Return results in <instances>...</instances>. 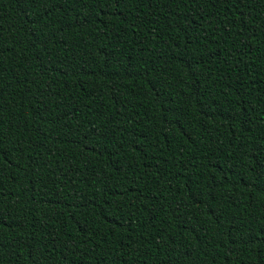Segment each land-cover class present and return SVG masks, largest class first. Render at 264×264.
<instances>
[{
	"label": "trees",
	"instance_id": "trees-1",
	"mask_svg": "<svg viewBox=\"0 0 264 264\" xmlns=\"http://www.w3.org/2000/svg\"><path fill=\"white\" fill-rule=\"evenodd\" d=\"M0 264H264V0H0Z\"/></svg>",
	"mask_w": 264,
	"mask_h": 264
}]
</instances>
